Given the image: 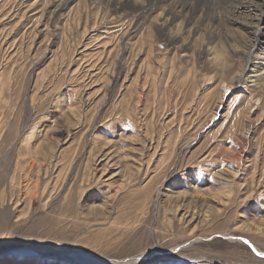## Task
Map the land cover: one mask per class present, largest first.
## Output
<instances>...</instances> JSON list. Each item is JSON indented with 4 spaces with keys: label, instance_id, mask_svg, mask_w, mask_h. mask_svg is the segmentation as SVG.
I'll list each match as a JSON object with an SVG mask.
<instances>
[{
    "label": "rangeland",
    "instance_id": "rangeland-1",
    "mask_svg": "<svg viewBox=\"0 0 264 264\" xmlns=\"http://www.w3.org/2000/svg\"><path fill=\"white\" fill-rule=\"evenodd\" d=\"M100 13L0 0V264H264L261 110Z\"/></svg>",
    "mask_w": 264,
    "mask_h": 264
},
{
    "label": "bare ground",
    "instance_id": "bare-ground-1",
    "mask_svg": "<svg viewBox=\"0 0 264 264\" xmlns=\"http://www.w3.org/2000/svg\"><path fill=\"white\" fill-rule=\"evenodd\" d=\"M87 1L102 15H107L109 9L120 14L134 12L147 35L159 36L168 51L173 50L168 64L181 58L196 57L202 64L214 66L220 74L228 75L222 81L221 99L239 83L242 90L251 95L250 102L255 107L253 113L261 110L264 115V0ZM125 52L127 46H124ZM149 52H155L154 46ZM153 60L161 65L155 57L152 63ZM57 255L70 259L71 264L77 261L63 252ZM83 260L85 264L103 263L95 256ZM134 260L136 258H130L122 264Z\"/></svg>",
    "mask_w": 264,
    "mask_h": 264
}]
</instances>
